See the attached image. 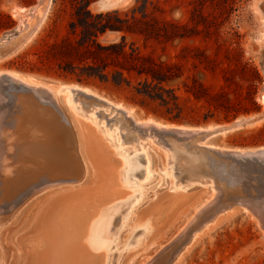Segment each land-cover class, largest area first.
<instances>
[{"label": "rangeland", "instance_id": "obj_1", "mask_svg": "<svg viewBox=\"0 0 264 264\" xmlns=\"http://www.w3.org/2000/svg\"><path fill=\"white\" fill-rule=\"evenodd\" d=\"M97 1L0 0V13L15 23L3 29L7 21L0 19V75L12 73L48 87L58 102L53 105L0 77V111H9V126H4L9 144L26 152L57 132L69 151L71 171L74 167L69 179L25 188L16 197L7 191L0 195V264H55L57 252L64 258L61 264H101L103 248H93L96 258H81L77 250L86 249L89 223L114 206H121L124 219L114 222L117 236L109 264H264V221L252 212L264 206V159L205 151L198 141L211 131L167 141L165 135L143 137L146 130L134 124L215 130L240 121L242 127L208 138L205 145L245 152L264 148V0H124L108 11L99 9ZM87 4L93 14L118 10L132 30L146 33L127 34L123 40L122 33L109 31L98 41H124L127 58L107 61L155 73L163 90L148 88L145 76L137 73H125L128 83L116 86L113 65L105 82L79 81L60 71V64L72 61L69 56L50 55L38 63L36 54L46 44L73 41L70 23ZM25 60L38 63L33 72L28 66L21 69ZM67 86L120 106L133 121L81 97L82 111L89 113L94 105L99 109L95 118L84 116L69 101V91H62ZM124 153L139 163L126 180ZM167 163L173 166L171 175ZM28 165L38 170L32 177L49 170L43 163ZM11 174L16 177L17 171ZM187 181L191 184L184 187Z\"/></svg>", "mask_w": 264, "mask_h": 264}, {"label": "bare ground", "instance_id": "obj_2", "mask_svg": "<svg viewBox=\"0 0 264 264\" xmlns=\"http://www.w3.org/2000/svg\"><path fill=\"white\" fill-rule=\"evenodd\" d=\"M123 2H124V0H115L112 3H110L108 5H104L101 8L97 4V7L99 9H106L105 11H108L110 8H113L115 6L123 4ZM44 16H45V13H44ZM41 20H43V19H41ZM37 28H38V25H37ZM32 34L33 33H31V35ZM15 38H17V36L14 37V39ZM2 76H4V77H2ZM0 77L3 78L2 82L9 83L11 85H15V86H18V87L19 86L20 87H24L27 90L35 92V94L37 93L44 100L51 101L52 104H53L54 101L55 102L57 101V94H55L48 87L42 86L40 84L32 83V82L27 81V80L21 78L20 76H18L16 74H12V73L5 72L2 75H0ZM42 91L45 93V95L42 94ZM62 91H69V93H70L69 101L73 104V106L75 107L76 110H78L80 113H82L84 116H87L90 119L97 117L99 109L97 110L96 107H95L96 105H94L93 109L89 110V113H85L78 106V102L80 100H83V99H81V97L82 98H90V99L94 100L97 103H104L108 110H111V111H114V112L121 111L126 117L131 118V119L133 118L129 111L121 108L120 106H114L113 104H110L106 100H104L102 98H99L98 96L94 95L89 90L82 89V88H80L78 86H70V87L67 86V87H64L62 89ZM262 102H264V95L262 96ZM56 103H58V102H56ZM61 109H63V108H61ZM10 115H11V113H10ZM7 117H9V111H4V112L0 111V195L4 191H7L6 193L10 192L9 193L10 196H15V194H20V192L23 191V189H25V188L29 189L30 187H33L35 185L42 186V185H44L46 183L57 181L59 179H66L67 177H68L67 179H69V177L73 173L74 167L72 168V171H71V169H70L71 161H70V157L68 156L69 155V151L63 145L64 142H62L63 141L62 137L61 136H57L58 135L57 132H54L49 137H47L48 136L47 135L42 142H38V145L28 146L26 152H25V150L23 151L22 149L21 150H17V149L15 150V147H13L11 144H9V138H8L7 135H9L10 132H8V134H7V131L4 128V126H9V124L6 122ZM132 121H133V119H132ZM10 122H12V121H10ZM159 123H155V122H152V121L137 122L136 120H134V124L137 127H140L139 128L140 130H143V129L146 130L145 132H147V133L143 132V134H145V136H143V137H145V138L154 139L153 135H157V136H160V137L165 135V137H166L165 140L172 141V140H179L178 139L179 137H183V139H184V138H189V137H192V136H198V135L203 134L205 132L211 131V133H212L211 135H208V137L207 136L204 137V139L201 142L198 141V143H200L203 146H205L204 147L205 151H207V150L213 151V152L214 151H219V152L221 151V152H224V153H228V155H231V157L232 156H234V157L235 156H247V157H255V158L259 157L261 159H264V158H262V157H264V148H261L259 150H255V151L253 150L251 152H249V151L245 152V151H240V150H238V151L237 150H224V149H220V148H216V147L206 146L205 145V142L208 141L207 140L208 138L211 139V137H214V136L216 137L218 134H226V133L232 132V130L236 129L237 127L239 128L242 125L243 122L240 123V121H239V122L235 123V125H233L234 128H232L233 127L232 125L224 127V129L223 128L220 129L221 126L220 127H216L215 128L216 131L214 130V128L212 129L210 127H208V128H189V127H185V126L166 125V124H159ZM10 125H11V123H10ZM11 126L14 127L13 125H11ZM212 131H214V132H212ZM114 132H116V129H115ZM140 133H141V131H140ZM55 134H57V135L55 136ZM59 134H61L63 136V138H65V139L68 137V135H66L65 133H62L60 131H59ZM166 134H170L173 137H170V139H168L167 138L168 135L166 136ZM176 137H178V138H176ZM140 138L141 137H137L136 138L137 139V141H136L137 143H138V140ZM67 139H69V138H67ZM11 140H13V139H11ZM11 140H10V142H11ZM158 142L160 143V141H158ZM13 145H15V144H13ZM19 148H21V147H19ZM128 154L129 153H127V155ZM127 155H125V153H124V157L126 158V162L124 164L125 165L124 173H126V177H127V178H125V180L133 178V176H134L133 172L136 169L139 168L138 160L135 157H131V155L130 156H127ZM219 157H220V155H219ZM144 161H145V159H144ZM28 162L43 163V165H46L49 168V170L52 171V173H49V170L47 169V170H45V173L42 176L38 175V176L32 177L31 174H33L34 172H37L38 170L36 171L34 168H31L28 165ZM168 163H167V166H170V165H168ZM167 169H169V174L171 175L172 174V170H173V166L171 165ZM12 170H16L17 171L16 177H12V174H11ZM145 175H146V172H143L140 175V177L144 178ZM118 181H119V179H118ZM174 184H175V182H174ZM190 184H191V181H189V182L187 181L185 183L184 187H188V186H190ZM175 186L178 187V188H181L183 185H182V183H177V184H175ZM26 189H25V191H26ZM248 204H246V205H248ZM1 206H2V203H0V209L2 208ZM249 206H245V207L248 208ZM3 207H4V205H3ZM263 207H262V209H263ZM262 209L255 208V209L252 210V212H253V214H255V216H258L261 219V221L262 220L264 221V219L262 218L264 209L263 210ZM120 211H121V206H114V209L111 210L110 212H109V209L103 210V212L100 215H98L99 217L97 216L98 217L97 220H95V221L93 220L94 222L92 221L91 223H89L90 226H89L88 236L90 237V239L88 240L89 242L86 245V249L83 246H80V250H77V251H80L78 254H80L81 258L88 257V256H90L91 258H96L97 257L96 254L92 253L93 252V248H99V249L103 248L104 250L102 252H100L101 255H99L100 262H101V264H109L108 262H110V259L112 258V256H110L112 251H111L110 254H109V252H110L111 247L115 244L114 242H115V239H116V236H117V227H114V224H116L114 222H115V220H117L118 217L120 218L118 220V223L121 221L122 218L124 219V212H120ZM248 212H250V210ZM263 226H264V222H263ZM101 234H104V236L102 238L100 237ZM65 244H66L65 247H63V246H61V247L66 249L68 244L67 243H65ZM55 246H56V244H55ZM69 248H70L68 250L69 252H67L66 250H65V252H67L69 256H72L73 254L71 253V250H72L71 249V245H69ZM54 249H55V247H54ZM84 250L86 252H84ZM58 254L59 253L57 252L55 254L56 256H54V258L56 257L55 259H57V261L59 259L60 262L59 261L58 262L61 264V262L64 260V258H62L61 256L57 257ZM59 255H61V254H59ZM62 256H63V254H62ZM78 257H79V255L76 258H78ZM65 258H66V256H65ZM76 258H73V260L76 259ZM66 259H68V258H66ZM79 260H77V261H79ZM81 260L83 262V260H86V259H81ZM90 260H92V259H89V261ZM57 261L55 262V264L57 263ZM65 262H66V260H65ZM92 262H94V261H92ZM79 263L80 262H78V264ZM82 264H84V263H82ZM85 264H86V262H85Z\"/></svg>", "mask_w": 264, "mask_h": 264}, {"label": "trees", "instance_id": "obj_3", "mask_svg": "<svg viewBox=\"0 0 264 264\" xmlns=\"http://www.w3.org/2000/svg\"><path fill=\"white\" fill-rule=\"evenodd\" d=\"M76 20L70 23V31L74 35L73 41L65 45L58 43L46 44L45 48L38 54V63L43 64L45 58L50 55H63L71 57L72 61L66 65H59L60 71L70 76L76 77L79 81L101 79L108 82L109 68L114 66L113 77L114 84L121 86L123 83H128L125 73L131 75L137 73L139 77L145 76L144 84L148 88H162L163 81L155 76V73L144 70L127 67L121 62H114L110 64L108 59L127 58L128 54L125 51L124 41L119 44H101L98 40L107 32L122 33V39L126 40L127 34H138L146 36L142 31H135L131 29L128 19H123L122 13L118 10L106 12L101 14H93L89 10V4L78 8L76 13ZM126 17L127 13L124 14ZM0 19L6 20L7 25L3 29H9L15 25L10 15L0 13ZM135 20V18H133ZM2 28V27H1ZM44 41V39L42 40ZM115 55V57H114ZM24 60V59H23ZM37 62L31 63L24 61L21 65L22 70L28 66V70L34 71L37 67ZM32 66V67H31ZM149 78L152 81H149Z\"/></svg>", "mask_w": 264, "mask_h": 264}, {"label": "water", "instance_id": "obj_4", "mask_svg": "<svg viewBox=\"0 0 264 264\" xmlns=\"http://www.w3.org/2000/svg\"><path fill=\"white\" fill-rule=\"evenodd\" d=\"M113 1H115V0H98L96 4H98V6L101 8V7H103L104 5H108V4L112 3ZM232 128H234V126H233ZM170 137H173V136L170 135V136L167 137V138L170 139Z\"/></svg>", "mask_w": 264, "mask_h": 264}]
</instances>
